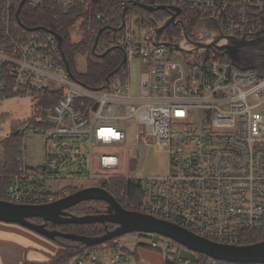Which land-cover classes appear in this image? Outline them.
Returning <instances> with one entry per match:
<instances>
[{"label":"built area","instance_id":"1","mask_svg":"<svg viewBox=\"0 0 264 264\" xmlns=\"http://www.w3.org/2000/svg\"><path fill=\"white\" fill-rule=\"evenodd\" d=\"M103 2L27 0L19 10L16 0H0V103L13 96L39 98L63 92L44 120L17 131L22 141L42 138L45 163L30 166L22 146L0 200L43 206L74 191L100 188L126 210L172 223L218 244L249 245L254 234L264 235V76L238 68L227 57L211 54L204 62L203 52L184 54L157 46L153 37L160 26L130 15L115 42L126 58L127 75L95 90L70 77L54 33L29 30L20 20L26 4L31 11L51 12L60 21L92 12ZM132 3L200 12L201 21H214L225 37L242 38L264 29V0ZM95 16L96 20L103 17ZM177 25L184 28L181 22ZM160 41L170 43L162 35ZM135 62L141 64L137 91L130 83V66ZM129 124L135 129L132 148ZM147 144L169 154L166 176L130 175L131 165L134 168L137 163L136 155L129 157L130 151ZM123 150L128 155L124 161ZM73 165L82 172L62 178L61 170ZM114 181L135 183L139 204L130 190L118 188ZM132 235L129 242L116 239L104 245L102 255L114 264H128L126 250L146 246L159 250L164 264H194L181 257L169 239ZM205 258L201 264H229ZM75 264L101 263L84 256Z\"/></svg>","mask_w":264,"mask_h":264},{"label":"water","instance_id":"2","mask_svg":"<svg viewBox=\"0 0 264 264\" xmlns=\"http://www.w3.org/2000/svg\"><path fill=\"white\" fill-rule=\"evenodd\" d=\"M27 0H22L19 10ZM133 6H137L133 3ZM140 8L155 12L159 10L169 11L171 18L154 31V44L181 51L184 54L193 51L203 52L204 62L211 55V51L218 57H227L233 65L243 70H255L260 76H264V29L251 36L242 38L225 37L213 21H200L192 35L197 38H208L206 41L193 42L189 39L184 29L185 39L180 44L165 43L160 41V36L170 25H177L175 18L180 15L178 8L164 6L148 7L139 5ZM121 26L120 29H122ZM47 31L45 28H36L32 31ZM53 33V32H52ZM202 34L203 36H199ZM61 45V37L54 33ZM98 45L96 39L93 51ZM189 45V46H186ZM108 53V52H107ZM105 55V54H104ZM66 71L74 79L65 57H63ZM126 62L125 56L123 63ZM111 75H114L112 73ZM109 78H107V81ZM88 201H103L107 203V209L102 214L77 217L68 211L81 203ZM40 219L43 224H35L31 220ZM0 222L15 224L26 228L37 235L50 241L57 238L72 240L92 248L104 245L114 239L122 238L136 233L154 234L169 239L185 249L205 257L229 264H264V241L255 244L230 246L218 244L201 238L172 223L144 215L140 212L124 209L108 192L100 188H88L75 192L69 197L58 200L55 203L43 206H23L0 201ZM48 224L54 225H91L113 224L117 227L107 230L99 237H86L77 234L49 230Z\"/></svg>","mask_w":264,"mask_h":264},{"label":"trees","instance_id":"3","mask_svg":"<svg viewBox=\"0 0 264 264\" xmlns=\"http://www.w3.org/2000/svg\"><path fill=\"white\" fill-rule=\"evenodd\" d=\"M16 1L18 5L22 2V0ZM96 14H101L103 16L102 19L96 20ZM130 15L146 17L157 23L158 26H162L169 19L170 13L169 11L163 10L152 13L148 12L138 6H133L132 0H104V2L92 12H80L75 16L69 15L63 17L60 21H57L51 12L43 10L31 11L26 4L21 12L20 20L29 30L45 28L49 32L58 34L62 40L60 45L62 55L68 62L74 79L86 87L100 90L109 82L127 75V66L123 63V53L116 48L115 42L118 38L117 32L121 28L125 18ZM179 17L184 28L180 26L174 27L175 25L167 27L163 34L167 42L182 35L183 29L187 31V34H192L199 22L204 18L200 12L193 11L186 13L185 10H183ZM80 19H82L79 27L81 39L78 43H74L72 32ZM96 39H98V45L95 51H93ZM78 55L87 57V71L84 74L79 73L76 68V57ZM112 73H114V75H111ZM107 78H109L108 81ZM62 95V91L48 92L43 97L34 98L36 106L41 112L40 120L45 119L61 99ZM31 124L38 125L39 121H35ZM19 139L17 132H15L9 135L4 141L0 142V148L4 149L5 152V155L0 160V177H3L0 178V191H3L4 187L9 183V176L18 165L16 158L20 151L19 148L17 149V144L20 142ZM113 184L117 185L120 189L130 190L131 198L135 203L139 204L140 193L138 190L135 192V183L129 181H114ZM106 208L107 203L103 201H88L79 204L68 212L77 217H82L102 214L106 211ZM31 221L35 223L40 222L37 220ZM116 227L117 226L113 224H48L50 230L86 237H99L104 235L107 230H113ZM253 238H255V240L250 244L264 241V235L254 234ZM53 243L58 248V251L48 264H70L71 261L89 256L91 252L102 250L104 245H110V242H108L104 245L88 248L81 243L63 238H57ZM174 244L176 245V243ZM126 252L130 255L128 250H126ZM192 253L194 257L190 259L193 260L194 264H201V262L206 259L203 255Z\"/></svg>","mask_w":264,"mask_h":264},{"label":"rangeland","instance_id":"4","mask_svg":"<svg viewBox=\"0 0 264 264\" xmlns=\"http://www.w3.org/2000/svg\"><path fill=\"white\" fill-rule=\"evenodd\" d=\"M79 21L73 28V42L78 43L81 39V33L78 29L80 27ZM194 35V34H193ZM76 68L81 74L87 71V57L78 55L76 57ZM141 74L140 62H135L130 66V83L135 91L138 90L139 80ZM261 112L264 114V107L261 108ZM41 119V112L36 106L34 97L27 96H13L8 97L0 103V142L4 141L9 135L14 134L17 131L24 130L31 123ZM128 129V143L129 147H133L135 144V129L132 124L127 126ZM20 140V139H19ZM25 148V159L27 163L32 166H40L45 163L44 143L40 137H27L24 141L20 140L17 144V149ZM123 161L127 158V151H122ZM5 155L4 149L0 148V160ZM137 156L136 166L133 168L131 165L130 175L136 177H162L169 173L170 157L166 152H161L155 147L147 144L138 148V150H131L129 157ZM125 163V162H124ZM80 169H77L75 165L70 166L64 170H61V177L66 178L70 173H81ZM63 183H68L64 181ZM77 183V182H74ZM82 186L89 185L88 182L79 181ZM77 183V184H78ZM40 220V219H33ZM43 224L42 220H40ZM35 223V222H33ZM37 224V223H35ZM48 226V225H47ZM21 227V226H20ZM23 228V227H22ZM26 229V228H24ZM49 229V228H48ZM27 231H30L26 229ZM50 230V229H49ZM53 231V230H51ZM32 232V231H30ZM34 233V232H32ZM38 236L36 233H34ZM133 235H127L121 238L123 242H129ZM39 237V236H38ZM44 238V237H43ZM46 239V238H45ZM48 240V239H46ZM50 241V240H48ZM53 242V241H51ZM179 250V254L183 258H193L194 255L191 251L182 248L179 244L175 245ZM131 255L128 256V264H164L163 255L157 249H152L146 246L132 247L129 249Z\"/></svg>","mask_w":264,"mask_h":264},{"label":"crops","instance_id":"5","mask_svg":"<svg viewBox=\"0 0 264 264\" xmlns=\"http://www.w3.org/2000/svg\"><path fill=\"white\" fill-rule=\"evenodd\" d=\"M38 236L18 225L0 222V264H48L58 248ZM102 250L91 252L89 258L101 264H114L110 257L102 255Z\"/></svg>","mask_w":264,"mask_h":264},{"label":"flooded vegetation","instance_id":"6","mask_svg":"<svg viewBox=\"0 0 264 264\" xmlns=\"http://www.w3.org/2000/svg\"><path fill=\"white\" fill-rule=\"evenodd\" d=\"M170 18H171V14L169 15V19ZM175 22H180V17L179 16H177L175 18ZM170 26H173V25H170ZM177 26L182 27L181 25H175L174 27H177ZM164 32L162 33V36H163ZM188 37L193 42H200V41H206L207 40V38L200 39V38H197L196 36H193L192 34H188ZM184 39H185V35H184V29H183L182 35H180L178 37H175L172 40H169V42H173V43L175 42L177 44H180L181 42H183ZM186 46H189V45H186ZM211 54H214V53L211 51ZM37 221H40V220H37ZM37 224H41V222H37ZM47 228H48V226H47Z\"/></svg>","mask_w":264,"mask_h":264},{"label":"bare ground","instance_id":"7","mask_svg":"<svg viewBox=\"0 0 264 264\" xmlns=\"http://www.w3.org/2000/svg\"><path fill=\"white\" fill-rule=\"evenodd\" d=\"M0 201H3V200H0ZM5 202V201H4ZM107 209V208H106ZM117 239H121V238H117ZM114 240H116V239H114ZM113 241V240H112ZM111 242V241H110Z\"/></svg>","mask_w":264,"mask_h":264}]
</instances>
